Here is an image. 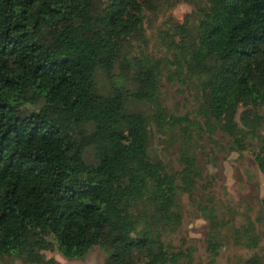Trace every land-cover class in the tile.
<instances>
[{
	"label": "trees",
	"instance_id": "1",
	"mask_svg": "<svg viewBox=\"0 0 264 264\" xmlns=\"http://www.w3.org/2000/svg\"><path fill=\"white\" fill-rule=\"evenodd\" d=\"M207 2L181 38L177 64L202 78L208 129L235 149L257 136L264 172V114L246 125L236 116L239 88L264 108V0ZM143 19L142 0H0V254L41 262L55 246L76 258L99 245L106 264H214L224 219L215 199L198 193V155L184 144L170 170L150 149L152 121L166 118L160 67L125 53ZM99 72L111 88H100ZM172 118L191 137L185 117ZM181 192L208 221L206 262L192 247L171 246ZM232 232L248 248L260 245L250 217ZM243 264L264 256L254 251Z\"/></svg>",
	"mask_w": 264,
	"mask_h": 264
},
{
	"label": "rangeland",
	"instance_id": "2",
	"mask_svg": "<svg viewBox=\"0 0 264 264\" xmlns=\"http://www.w3.org/2000/svg\"><path fill=\"white\" fill-rule=\"evenodd\" d=\"M144 19L140 29L128 40L125 53L139 55L155 61L160 67L158 101L164 106V121L151 123L150 149L161 158L170 170L180 167L179 151L184 144H191L204 166V179L198 193L215 199L217 212L224 219L222 227L223 245L214 264H243L245 258L257 251L264 256V172L259 168L254 149L257 136L250 134L245 149H235L230 138L221 130H210L199 108L204 90L201 76L189 69L185 60L177 64L180 57L181 38L187 29L194 27L207 0H142ZM117 71H120L119 67ZM98 84L102 90L111 88V80L105 73H98ZM237 120L241 125L264 114L254 106L252 97L242 88L237 89ZM148 112L153 103L131 100ZM172 115L183 116L190 123L193 133H186L183 124L173 125ZM258 134L264 133V121ZM204 183V184H203ZM180 209L183 223L170 237L171 246L195 249L197 261L209 260L206 251L208 221L196 208L189 196L180 193ZM255 221L260 234V245L251 249L236 241L233 228L245 223L248 218ZM45 259L32 261L22 256L0 254V264H106V252L93 245L82 257L67 258L55 246L45 250Z\"/></svg>",
	"mask_w": 264,
	"mask_h": 264
}]
</instances>
